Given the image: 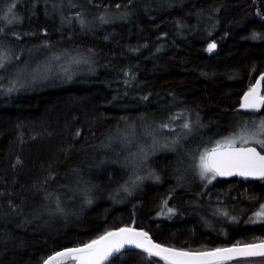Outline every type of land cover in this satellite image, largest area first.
<instances>
[{
	"label": "trees",
	"instance_id": "trees-1",
	"mask_svg": "<svg viewBox=\"0 0 264 264\" xmlns=\"http://www.w3.org/2000/svg\"><path fill=\"white\" fill-rule=\"evenodd\" d=\"M61 1L0 0V53L14 54L0 68V264H43L126 225L188 250L258 240L256 228L229 222L222 207L236 212L232 200H251L245 190L264 185L209 183L199 163L180 160H198L244 119L264 117V105L240 107L264 72V0ZM65 49L91 54L97 69L60 86L10 83L18 53ZM173 122L197 128L186 156L154 152L144 168L131 159L124 135ZM171 204L177 213L159 217ZM119 256L108 264H165L139 249Z\"/></svg>",
	"mask_w": 264,
	"mask_h": 264
},
{
	"label": "snow or ice",
	"instance_id": "snow-or-ice-1",
	"mask_svg": "<svg viewBox=\"0 0 264 264\" xmlns=\"http://www.w3.org/2000/svg\"><path fill=\"white\" fill-rule=\"evenodd\" d=\"M14 6V5H13ZM11 11V9L9 10ZM216 44L210 43L207 51L211 52ZM7 57H0L6 59ZM4 64L0 62V68ZM264 80V76L261 77ZM260 81H257L259 85ZM264 103V96H257L256 88H250L243 97L240 107L245 110H258L260 104ZM167 128L168 125H162ZM184 128L190 124L185 123ZM79 134V133H77ZM264 135V120L260 122L259 128L253 132L242 131L240 135L227 138L225 141H217L215 147L199 155V175L201 179L209 183L217 176L239 175L244 177L258 176L264 179V155L255 147H245L250 142L260 145L264 149V139L258 137ZM239 142L240 147H236ZM143 179L137 177V180ZM159 179V177H155ZM165 203H167L165 201ZM264 209V205H261ZM174 209L168 208V213H174ZM163 214V213H162ZM227 215V213H224ZM256 217L264 221V210L256 213ZM235 220V217H232ZM126 248L140 249L147 254L148 258L153 256L165 261V264H224L225 261L233 258L264 257V240L252 244H234L231 247L215 248L209 251L191 252L183 249L165 247L151 240L147 232L135 228H119L114 231H107L96 239L83 244L80 247L68 248L49 256L43 264H52L58 258L71 256L79 264H105Z\"/></svg>",
	"mask_w": 264,
	"mask_h": 264
},
{
	"label": "rangeland",
	"instance_id": "rangeland-1",
	"mask_svg": "<svg viewBox=\"0 0 264 264\" xmlns=\"http://www.w3.org/2000/svg\"><path fill=\"white\" fill-rule=\"evenodd\" d=\"M63 1L64 0L61 1L62 2L61 4L65 3ZM17 55H18V62L11 66L13 70L11 72V80H10V83H12V85L16 88L22 87L32 90L41 87L43 84H47V85L53 84L56 86H60L61 84L67 83V81H64L66 79H71L75 77L76 78L87 77L91 75L92 71H95L97 69L96 60L93 56H91V54L81 53L73 49L61 50L59 53L50 54V55L44 54L38 50L31 51L29 52V54L27 51H22ZM4 56H6L7 58L0 59V62L2 63L7 62L11 56H14V54L10 50H8L4 54L3 52L0 53V57H4ZM54 80L56 82H53ZM262 108L263 106L258 110H251V111L257 113ZM262 120H264V117H257V116H252L247 119H244L238 124V126L235 128V130H233L232 133L224 135L219 139L214 138L215 139L214 143L216 144L217 141L223 142L227 138L236 137L240 135L242 131L253 132L259 128L260 122ZM175 124L176 123L173 122V126L169 125L167 128H164L162 127V125H160L157 128L153 127V129H144V133H141L142 138L139 136L140 133L139 130H134V129L130 130L124 136L127 138L126 142L127 144H129V147H133L130 148L131 159L141 160V167L144 168L149 165L150 157L154 152L158 153L164 150V151L178 152L179 154H183V156H186L188 151L185 147V141L191 136L193 132H195V129L197 128L193 126H190L189 128H184L183 125L185 124V122L176 125ZM143 135L145 139H143ZM258 138L264 139V135H261ZM211 139L212 138H205L200 143L202 145H205L206 143L209 144V141ZM249 144H254L258 146L260 150L264 152V149H262L260 145H257L254 142H250ZM236 145H240L239 142H237ZM213 147L215 146L213 145ZM203 152H205V150ZM199 155L197 156L198 160H180V162L192 163L196 165L197 163H199ZM153 176L154 174L152 173L141 175L143 179L135 181L136 185L134 189L137 188L139 183H144L147 179L152 178ZM193 181L194 183L190 182L187 185L190 186L192 190H195L197 186L200 184L198 183L199 181L198 182L195 180ZM192 190H190V192H193L198 197L200 196V193H196ZM131 191H133V189H131ZM176 200L178 201V198H176ZM199 205L200 203L196 204V206ZM168 208L174 209L175 210L174 214L177 213L175 206L171 204L170 207L166 206L162 209L161 212L163 214L162 213L159 214V217H163L164 214L167 215ZM223 210H222L223 216H228L229 213ZM224 213H227V215H224ZM236 215L237 214L231 212L230 213L231 218H228L227 220L228 221L233 220L232 217H235L236 218L235 220H237L238 216ZM215 219L216 218H214V220ZM221 220L224 221L223 223L225 225H228V222L223 217H221ZM225 225L222 224L223 237L229 235V229ZM76 263L79 264V262L77 260L72 259L71 256L58 258L57 260H54L52 262V264H76ZM239 264H264V258L251 259V260L243 261Z\"/></svg>",
	"mask_w": 264,
	"mask_h": 264
},
{
	"label": "flooded vegetation",
	"instance_id": "flooded-vegetation-1",
	"mask_svg": "<svg viewBox=\"0 0 264 264\" xmlns=\"http://www.w3.org/2000/svg\"><path fill=\"white\" fill-rule=\"evenodd\" d=\"M262 96H264V92L262 93ZM263 105H264V103H261L259 108H261ZM219 179H226V180L233 179L234 180L233 184H236V185H239V184H245V186L248 185V184L253 185L256 182L259 183V184H263L264 185V179L248 180V181L239 179L237 177H234V178H219ZM245 191H246L247 194H249L248 198H251V200H247L246 202L244 201L243 203H240V204H237L236 201L232 200L233 205L237 209V211L234 212V213L237 214L236 216H238L237 217L238 219L237 220H230L229 222L234 223V224H242L243 226H246V228H248V230L251 229V228H256V230H253V231H256V232H253L252 234H255L256 235L255 237H257L258 240H252V241L248 240V241H246V239L238 238V239H236L233 242L223 243V245L220 246V247H224V246H227V245H234V244L254 243V242H259L261 240H264V221H261V220H259L256 217V213L264 210V209H261V205H264V189L259 194L257 192H255L256 189H253V190L249 189V190H245ZM224 201L225 200L223 199L222 202H224ZM223 205L224 206L222 207V210L226 209V210H223V211H226L227 213H229V215L228 216H223V214H222V216L224 218H226V219L231 218L230 217V213L232 211L229 209V207L226 206V204L223 203ZM240 205L243 206V207H241ZM261 230H263V231L260 232ZM240 240H242V241H240Z\"/></svg>",
	"mask_w": 264,
	"mask_h": 264
},
{
	"label": "water",
	"instance_id": "water-1",
	"mask_svg": "<svg viewBox=\"0 0 264 264\" xmlns=\"http://www.w3.org/2000/svg\"><path fill=\"white\" fill-rule=\"evenodd\" d=\"M262 76H264V72L257 76V78H256V80H255V82H254V84H253V86H252V88H253V87L256 88L257 96H262V93H263V90H264V80H261V77H262ZM257 81H260L259 85H257ZM247 92H248V91H247ZM247 92H246V93H247ZM244 95H245V94H244ZM243 97H244V96H243ZM242 102H243V99H242ZM236 147H240V145H236ZM245 147H255V148L257 149V151L261 152V154L264 155V152H262V151H261L256 145H254V144H248V145H245ZM218 177H219V178H234V177H237V178L242 179V180H245V181L261 179V178H259L258 176L244 177V176H239V175L218 176ZM124 227L135 228V229H137V230H143L144 232H147L148 235H149V237L151 238V240L154 241V242L157 243V244L164 245L165 247H171V248H176V249H182V248L173 247V246L166 245V244H163V243H161V242L156 241V240L151 236V234H150L147 230H145L144 228H140V227H136V226H129V225L121 226V227H119V228H124ZM119 228H116V229H119ZM116 229H113V230H111V231H114V230H116ZM97 238H98V237H97ZM259 242H260V241H259ZM259 242H254V243H259ZM245 244H252V243H245ZM82 245H83V244L78 245V246L67 247V248H64V249H68V248H76V247H80V246H82ZM240 245H244V244H240ZM231 246H232V245H227V246H224V247H216V248H226V247H231ZM64 249L58 250V251L52 253V254L49 255V256H53L55 253L60 252V251H63ZM128 249H135V248H126L125 250H128ZM213 249H215V248H213ZM125 250H124V251H125ZM139 250H140V249H139ZM183 250H185V251H191V252H199V251H209V250H212V249H207V250H188V249H183ZM122 252H123V251H122ZM49 256H48V257H49ZM48 257H47V258H48ZM114 257H115V256H114ZM114 257H113V258H114ZM256 257H259V256H256ZM47 258H46V259H47ZM113 258H112V259H113ZM249 258H253V257H249ZM46 259H45V260H46ZM112 259H111V260H112ZM237 259H243V258H233V259H230V260H227V261H232V260H237ZM111 260H110V261H111ZM52 262H53V261H52ZM108 263H109V262H105V264H108Z\"/></svg>",
	"mask_w": 264,
	"mask_h": 264
},
{
	"label": "bare ground",
	"instance_id": "bare-ground-1",
	"mask_svg": "<svg viewBox=\"0 0 264 264\" xmlns=\"http://www.w3.org/2000/svg\"><path fill=\"white\" fill-rule=\"evenodd\" d=\"M77 264V263H76Z\"/></svg>",
	"mask_w": 264,
	"mask_h": 264
}]
</instances>
